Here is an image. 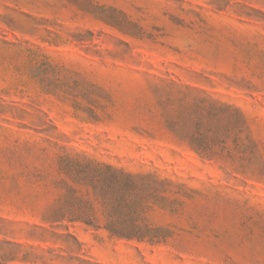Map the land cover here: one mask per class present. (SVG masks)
I'll return each mask as SVG.
<instances>
[{"label":"rangeland","instance_id":"1","mask_svg":"<svg viewBox=\"0 0 264 264\" xmlns=\"http://www.w3.org/2000/svg\"><path fill=\"white\" fill-rule=\"evenodd\" d=\"M89 159L171 237L51 222ZM0 264H264V0H0Z\"/></svg>","mask_w":264,"mask_h":264},{"label":"trees","instance_id":"2","mask_svg":"<svg viewBox=\"0 0 264 264\" xmlns=\"http://www.w3.org/2000/svg\"><path fill=\"white\" fill-rule=\"evenodd\" d=\"M188 140L203 158L216 156V139L196 134ZM63 170L74 185L64 181V203L51 216V222L68 220L93 228H100L102 223V228L112 237L148 242L152 245L165 242L171 237L167 229L152 227L148 222L146 210L149 207L146 200L150 195L147 196L142 189L146 176L127 173L92 159L78 163L69 162ZM81 188H86L89 198L81 195ZM94 202L100 207L101 217L96 213Z\"/></svg>","mask_w":264,"mask_h":264}]
</instances>
